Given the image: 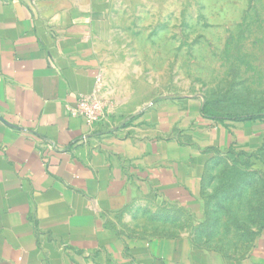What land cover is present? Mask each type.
<instances>
[{
	"label": "crops",
	"instance_id": "0c3cea01",
	"mask_svg": "<svg viewBox=\"0 0 264 264\" xmlns=\"http://www.w3.org/2000/svg\"><path fill=\"white\" fill-rule=\"evenodd\" d=\"M153 1L0 0V264H264L213 256L175 214L217 154L264 164V119L192 97L133 111L110 88L113 20ZM97 78L107 115L88 126L71 110Z\"/></svg>",
	"mask_w": 264,
	"mask_h": 264
},
{
	"label": "rangeland",
	"instance_id": "374dc122",
	"mask_svg": "<svg viewBox=\"0 0 264 264\" xmlns=\"http://www.w3.org/2000/svg\"><path fill=\"white\" fill-rule=\"evenodd\" d=\"M112 25L108 81L129 110L192 97L220 119H264V0H156L116 15ZM103 95L101 87L106 118ZM175 214L213 256L261 253L262 160L217 154L195 212Z\"/></svg>",
	"mask_w": 264,
	"mask_h": 264
},
{
	"label": "built area",
	"instance_id": "2783aa9c",
	"mask_svg": "<svg viewBox=\"0 0 264 264\" xmlns=\"http://www.w3.org/2000/svg\"><path fill=\"white\" fill-rule=\"evenodd\" d=\"M73 116L81 117L88 126L101 122L105 118V105L101 96V79L95 80L91 94L80 96L76 107L71 110Z\"/></svg>",
	"mask_w": 264,
	"mask_h": 264
},
{
	"label": "trees",
	"instance_id": "16d2710c",
	"mask_svg": "<svg viewBox=\"0 0 264 264\" xmlns=\"http://www.w3.org/2000/svg\"><path fill=\"white\" fill-rule=\"evenodd\" d=\"M203 110H204V112H205L206 114H208V113L205 111V109H203ZM208 115L211 116V117L217 118V117L212 116V115H210V114H208ZM247 120H252V119H247ZM230 121H246V120H230Z\"/></svg>",
	"mask_w": 264,
	"mask_h": 264
}]
</instances>
